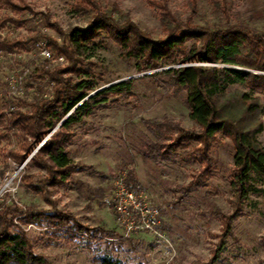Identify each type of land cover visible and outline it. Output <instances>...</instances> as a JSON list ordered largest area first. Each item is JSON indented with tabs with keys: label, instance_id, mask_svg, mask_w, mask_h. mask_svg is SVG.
<instances>
[{
	"label": "rangeland",
	"instance_id": "obj_1",
	"mask_svg": "<svg viewBox=\"0 0 264 264\" xmlns=\"http://www.w3.org/2000/svg\"><path fill=\"white\" fill-rule=\"evenodd\" d=\"M109 10L118 7L139 29L153 39L164 38L159 9L153 2L159 0H95ZM171 11L181 19H192L194 25L208 28H224L226 23L245 25L251 30L264 33V0H168ZM19 3V2H18ZM194 8H193V4ZM20 12L0 6V18L9 16L28 20L26 26H7L0 30L3 38L10 41H27L28 38L43 34L62 44V39L49 24L66 32L71 27L85 28L88 22L80 19L74 11L75 0H24L19 3ZM31 9L34 12L30 14ZM45 44V41H41ZM38 42L37 44L41 43ZM101 46L88 59L82 70L90 72V77L71 75L75 80L94 79L99 89L91 95L115 83L135 80L137 91L124 96L110 97L86 118V124L73 127L75 137L70 145L71 160L80 172L71 180L59 186L49 187V198L56 209L73 217L84 228L106 230L107 234L90 237L86 233L71 234L67 231L54 233L52 228L17 222L31 240L35 253L44 256L50 264H102L109 258L121 264H191L207 263L219 256L216 264H264V185L254 181L258 193L250 192L249 201L241 207V213L232 223V235L226 238L225 248L219 252L224 228L221 214L230 215L232 197L231 176L234 165L232 142L218 136L211 155L215 160L214 172L201 190H194L183 202L177 203L179 194L174 191L179 185H187L198 171L199 164L174 156L172 160L143 162L136 149L144 143L158 142L161 133L152 132L143 124L144 120L169 122L183 129L198 131V127L188 117V108L174 96L173 91L162 86L155 77L156 70L137 73L134 61L123 59L120 50L112 42L101 39ZM37 44H27L26 50H16L13 54L0 55V186H6L13 177L19 176L18 166L7 157L9 151H20L23 138L13 134L6 127L8 112L19 108L29 110L26 104L43 96H50L53 84L48 78L34 80L28 76L40 73L43 68L53 70L56 66L66 68L69 63L63 56L45 59ZM194 43L189 42L188 46ZM211 66V65H209ZM224 68L223 65H218ZM239 69L233 66H227ZM243 92H249L241 85H233L228 93L237 99ZM258 98L260 109L249 116L251 127L264 126V94L251 93ZM25 103V104H24ZM239 104V100H234ZM13 107V108H12ZM234 109V108H233ZM56 130L51 133L49 139ZM264 147V131L258 135ZM44 144V142H43ZM41 146V145H40ZM37 148L25 161L31 158ZM25 169V168H24ZM136 172L140 190L146 192L152 202L159 206L163 214V228L166 230L173 249L165 242H159L149 232L133 233L125 236L124 229L117 222L110 206L114 182L121 172ZM3 171L8 173L3 175ZM26 176L35 174L42 178L45 173L37 169L23 171ZM9 175V176H8ZM8 179V180H7ZM15 190V189H14ZM13 190L12 197L5 201L35 208L50 210L52 206L43 195L29 193L20 186ZM170 205V206H167ZM116 232V233H113ZM94 233V232H93ZM169 248V249H168ZM173 258V259H171Z\"/></svg>",
	"mask_w": 264,
	"mask_h": 264
},
{
	"label": "trees",
	"instance_id": "obj_2",
	"mask_svg": "<svg viewBox=\"0 0 264 264\" xmlns=\"http://www.w3.org/2000/svg\"><path fill=\"white\" fill-rule=\"evenodd\" d=\"M75 1V14L87 21L88 26L71 27L64 32L56 25L49 24L50 28L59 33L62 44L43 34H37L27 41H10L0 34V55L26 50L29 43L45 41L53 56H63L69 63L66 68L56 66L51 71L43 68L40 73L29 75L34 80L48 78L53 84L52 94L26 104L29 106L26 112L13 107L8 112L6 128L23 138L20 151H9L8 159L22 166L28 156L40 147L31 158V166L27 164L24 171L37 169L46 175L40 178L35 174L26 176L23 173L20 187L29 193L43 195L52 209L44 211L27 208L14 201L0 203V264H50L44 256L35 253L30 238L16 221L28 225H46L54 233L84 232L90 240L100 233L103 236L107 234L109 238L114 236L106 230L84 228L73 217L58 211L49 198L48 189L65 184L74 173L81 171V167L73 164L69 150L76 135L73 127L86 124V118L93 115L110 97L134 95L132 93L137 91L134 84L136 81L128 80L91 95L99 89L94 79L75 80L66 77L92 76L87 70L83 71L82 66L102 47L100 44L103 37L104 42L108 40L118 47L123 59L134 61L137 73L156 70L154 76L159 78L163 87L172 90L174 96H180V100L188 108L189 119L199 129L185 130L169 122L166 117L157 122L143 119L147 129L161 133V140L158 142L144 141L136 149L143 162L152 161L158 165L159 160L173 161L174 155L200 166L187 185H179L174 189L179 197L171 204L172 208L186 200L192 191L206 186L205 181L214 172L215 160L211 152L218 142V136L232 142L235 155L230 173L232 213L228 215L217 211L224 228L219 248V252H222L225 239L232 235V223L241 213V207L249 201L250 192L258 193L253 182L260 181L264 185V147L258 140L264 126L259 124L253 128L252 123L247 124L248 117L254 116L260 109L259 99L250 94H264V33L242 24L226 23L224 28L194 25L191 18L184 20L177 17L169 8L168 0H159L153 3L159 9L165 37L153 39L118 7L109 10L101 7L95 0ZM18 2L24 4V0H0V6L18 13L22 11ZM27 10L34 15L31 9ZM27 22V19L5 16L0 18V30L8 25L24 27ZM189 42L194 44L189 47ZM218 65L225 67L219 68ZM241 84L249 92L241 93L237 99L230 96L229 89ZM234 100H239L240 105L234 104ZM1 117H6V114L1 113ZM54 130L55 133L47 139ZM5 174L6 171H3L2 176ZM129 176L130 183L139 189L136 172L131 171ZM159 209L162 214L160 207ZM218 260L219 256L205 264H216ZM102 264L121 263L105 257Z\"/></svg>",
	"mask_w": 264,
	"mask_h": 264
},
{
	"label": "built area",
	"instance_id": "obj_3",
	"mask_svg": "<svg viewBox=\"0 0 264 264\" xmlns=\"http://www.w3.org/2000/svg\"><path fill=\"white\" fill-rule=\"evenodd\" d=\"M45 46L46 44L42 42L37 44L42 56L45 59H51L53 56ZM14 165L19 167L17 172L19 176L10 179L6 186L2 187L3 184L0 186V203L5 201L7 195L12 197L13 190L16 191L20 186L25 164L19 166L14 163ZM129 179V172H121L114 182V190L109 201L117 222L124 229L125 236L149 232L154 235L157 241L165 242L170 249H173L166 230L163 228V216L159 207L150 200L146 192L135 188Z\"/></svg>",
	"mask_w": 264,
	"mask_h": 264
}]
</instances>
